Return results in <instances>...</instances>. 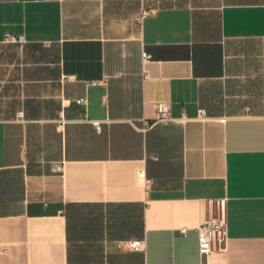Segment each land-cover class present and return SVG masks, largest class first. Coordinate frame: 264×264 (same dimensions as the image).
<instances>
[{
  "label": "crops",
  "instance_id": "crops-1",
  "mask_svg": "<svg viewBox=\"0 0 264 264\" xmlns=\"http://www.w3.org/2000/svg\"><path fill=\"white\" fill-rule=\"evenodd\" d=\"M0 264H264V0H0Z\"/></svg>",
  "mask_w": 264,
  "mask_h": 264
},
{
  "label": "built area",
  "instance_id": "built-area-1",
  "mask_svg": "<svg viewBox=\"0 0 264 264\" xmlns=\"http://www.w3.org/2000/svg\"><path fill=\"white\" fill-rule=\"evenodd\" d=\"M154 13V10L144 11L143 14ZM147 58V55H143ZM84 99H80L78 103H84ZM157 118L156 121L165 122L170 119L169 106L165 103H159L156 105ZM18 118L22 117V114L17 115ZM199 119L204 118V111L198 110ZM147 125V123H145ZM63 124L59 125L62 128ZM59 170L60 167L57 166ZM139 177H144V172L139 173ZM225 199H218L215 201H209V216L195 228V233L198 243V251L201 255L207 256L208 254L220 250L226 240V212H225ZM185 234L186 229L180 231ZM117 249L120 250H134L140 251L143 249V241L130 240L120 241L116 243Z\"/></svg>",
  "mask_w": 264,
  "mask_h": 264
}]
</instances>
